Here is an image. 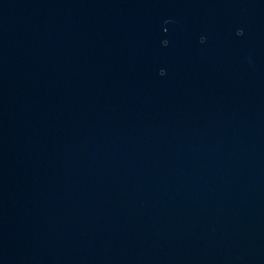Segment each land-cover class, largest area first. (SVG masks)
I'll return each instance as SVG.
<instances>
[{"label":"water","instance_id":"water-1","mask_svg":"<svg viewBox=\"0 0 264 264\" xmlns=\"http://www.w3.org/2000/svg\"><path fill=\"white\" fill-rule=\"evenodd\" d=\"M0 264H264V0H0Z\"/></svg>","mask_w":264,"mask_h":264}]
</instances>
